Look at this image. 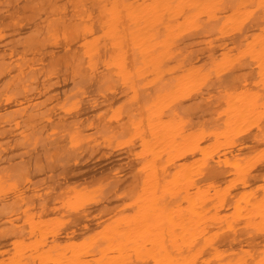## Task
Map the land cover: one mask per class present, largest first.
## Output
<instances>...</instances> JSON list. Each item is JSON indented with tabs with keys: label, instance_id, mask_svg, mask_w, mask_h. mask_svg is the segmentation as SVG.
<instances>
[{
	"label": "bare ground",
	"instance_id": "obj_1",
	"mask_svg": "<svg viewBox=\"0 0 264 264\" xmlns=\"http://www.w3.org/2000/svg\"><path fill=\"white\" fill-rule=\"evenodd\" d=\"M9 1H12V3H14V7H16L17 11H24V10L29 9L30 11H34L36 13L35 15L36 16L38 15V17L40 15H43V18H38L33 14L34 16L33 15H31V16L34 18L36 17L35 19L37 21L32 20V21L27 22L26 24L17 26V23L14 20L12 21V24H10L11 22H9V23L7 22L9 20H6L5 21L6 24H5V22H3V21L5 19H7V17L4 16L5 14H2V16L0 14V16L3 17V19L0 17L2 19V21H0V39H1V42H0V44H1L0 45V115H2L4 117V115L6 113H7L6 116L9 114L8 120L6 119V121H9L10 115L12 116V113L9 111H6V109L10 110L12 112H17V111H22V110L26 111V109L28 108L26 112L29 113L30 110H32L31 113H34V114L29 113L30 115L28 114V116H27L28 119H26V121L30 119V122H31L34 119L35 112H37V111H35V110L33 111V108H34V106L36 107L40 101H38L39 96H37V97L34 96L31 98V96H33L32 92H35V93H33L34 95H37L36 93H38V95H39L40 93L42 94L41 90H43V88H44L42 96H44L46 98L51 97V94L49 95V93H50L49 89L51 88L50 86H51L52 82H50L46 79L47 76L45 74L50 73L51 78H52L53 73H55V75H56L59 71L60 72L62 71V70H58V72H55L51 69L49 70V63H51V65H52L51 61H53V59L60 57L61 55H63L64 59H62V61H65L66 62L65 64L70 65V66L73 65L74 69L71 72V76H72V78H75V79L77 77V79H76L77 81L75 80V82H78V84H79L78 80L82 79V78L83 79L84 78L94 79L95 82L97 80L98 84L95 83L94 80H92L91 84L93 85L95 83L93 88L96 89L98 87L99 89H102V88L104 89V87H106L104 89V91H105V90H107L106 85H108V87H112L113 85L112 84L110 85L109 82L112 80H116V81H119L117 84H120V81H121L128 88L127 92H125L126 89L124 90L122 88L123 90H121L119 88L120 92L117 91V93H116V94H118V92H119V94L124 93V92L126 93V94L125 93L123 94L124 95L123 98L120 95L122 98V99H119L120 101H118V103H121L120 105L116 106L115 104L110 103L109 105H107L105 107L106 110H110L112 113H116L117 111L122 110L123 108H125V104L127 103V101L133 100V96L135 94V91L133 90V84H134L136 78H138L137 80H139L140 76L143 75L144 77L141 76L143 79L146 76H151V79H150L151 81H153L154 78H155V80H157L158 78H156V77H158V76L160 77V74L164 73L165 69H166V71L168 70L167 71V72H169L168 74H170V73L172 74L171 70L173 71V74H175L174 70L172 69V66H174V69H177L176 73L179 75V76L176 75L179 78H176L174 80L177 81L176 83L180 82V83H178L179 85L175 83V85H177L175 87L176 90L175 89L174 90L169 89L170 87H168L167 85L170 84V82H166L167 85L164 84L165 87H164V85H162L164 88L162 86H160V87H162L161 88L162 91L158 90V89H160L158 87L159 83H157L158 86L151 84L153 87L154 86L158 87L157 90H156V88H154V90H156L157 92L160 91V93L159 92L158 93L156 92L155 94L153 93V96L149 97L150 99L149 98L147 99V98H145L146 96L144 93H148V91H149L148 87H150V86L147 85L148 91L146 90V92H144L145 91L144 89H146V86L144 84L143 85L139 84L140 87L144 86V89L140 88L139 86L137 88V89H141L140 90L141 92L144 90L143 94H144V98L146 99V100L143 99V104H142V108L146 113V114H144V116H145L144 119L145 118H146V120L148 119L147 121L145 120V123L147 122L148 125L151 124L150 126H152V127H150V126H148V127L145 126V127L147 128V130H149L150 128H153L151 131L153 136L151 135V133L149 131H146L147 135L143 134L144 136H148V138L145 137V139L147 138L148 140H145V142L141 143V146L143 147L141 149L143 151L144 150L148 151V149L151 150V147H152V149H154V148L156 149L157 148V146L155 147L156 140H158L159 137L161 138L160 135H162L163 141H161V139H159L160 142L158 140L157 143L159 142L161 147L164 146V148H162L161 150L165 149L164 151L168 153V154L165 153V155L166 154L169 155L167 157H169L170 159L173 158L174 161H175V158L178 157V155H179L178 159H180V158H182V159L177 160V161H179V163H175L172 160L174 162L173 168L167 166V164H166L165 168H170L168 170L172 169L170 171V174H168L169 172L167 170H166L167 172H165V169H163L165 175L163 176V178L161 180L162 183H160V186H161L160 189H161V191L166 193L165 194L162 192L163 195L168 194V195H170V197L171 196H173V197L177 196L178 202L175 205H172L174 207L170 206L169 204H166L164 206L163 211L165 212V214L163 216L164 218L162 221V229H163V232L166 231L165 232L166 234L165 235L162 234V236L160 238V244L159 245H157L158 239L151 237L153 235L150 234L151 236L149 238L146 237L149 235V232H150V227H149L148 218H147V216L150 213L149 212L150 202L151 201L153 202V204L151 206H154V205L156 206L157 201H155V200L158 199V196L156 195L157 194L156 189L159 186V184H158L159 182L157 180H156L157 182L155 180L154 181L150 180L153 176H155L152 174V171L150 170L152 168V167L150 168V165L153 162V161L151 162L150 157L152 158V154H154L156 152L151 153V154H146L148 152L144 153L141 150L143 153L140 151L139 154L140 153L146 154V156L143 155V157L142 156L139 157L140 156L139 155L137 157L145 159L142 166L141 165L140 166L143 167L142 169L146 170V171L144 170L146 175H143L144 180H143V182H141L142 185L139 184V187L141 185V190H142L140 193H142L143 196L141 197L139 192L136 195L137 197L134 196V201L136 198V201L140 200L143 202V205H141L142 202H140V204H139V202H137L140 205V207H139V209H135V210H137V212L135 214L130 215V216L123 215V217H122L120 215V216L114 217L115 214L108 215L111 211H107V210H105V208H104V210L102 209V210L96 212L95 211L97 209L96 204H95L96 205L95 209L93 208L92 212H91V208L84 207L85 205L88 206L87 205L88 203H86L84 205H82V203H84L85 200L91 198L90 197L91 193H94L92 191L94 190V188L96 189V187L94 186V188L93 187L90 188L89 193H87L88 191L85 193L84 191L86 189L83 191L82 187H81L82 189L76 187L75 191L73 189L75 196L72 197L70 194V198H67V195H66L67 200H65V203L67 201L68 203H66V205L67 204L69 205L70 202H73L74 200H76L75 202H79L78 204L80 205V203H81L80 201L82 200V203H81L82 206L81 207L78 206L82 209V212L80 214L78 213V216L71 215L72 210L69 209L70 207L68 206L69 207L68 209L71 211H69L68 209L66 211H69V212H67L68 216L71 217V220L73 221V223L70 221V223L73 225H71V224H69V225L76 226L77 228L70 226L71 227V230H70V228L68 227L69 225L67 226V224H66V226L69 228L68 230H70V231L67 230L68 232L67 231L62 232V233H64V236L61 233L63 238L65 240H70L74 237H77V235H75V234H77L79 232H80L79 237L82 236V234L87 233V230L90 231L89 226L92 223H94L96 226L101 224L102 225L101 232L96 233V232L90 231L88 233L91 234V236H89L91 238H89V237L87 239L84 238L83 240H81L82 241L81 243H75L74 241H70L69 244L67 243V241L62 242L60 240L61 235L59 234L60 238L55 239L53 237V239L51 240V243H49V245H46L45 247L42 244H39L37 241H35L36 244H35V242L33 244L30 242L32 245V247H31L30 243L27 244L25 242V239H22V238L20 239L21 236L20 237L18 236L17 231L22 232L24 234L23 230L21 231L18 228V226H20V225H18V226L15 224L11 225V222L8 220L10 223L6 221L7 223H9L12 227L17 226L16 228H18V229H16L17 231L13 230L14 231L13 232L11 229L12 227L9 224H7V226H10V229H11V231H10L9 227L7 228L8 237H10L11 235L9 236V234H11L13 232L15 234L17 233L16 236L19 237L20 240L17 239V237H15V234H14V238H16V239H14L13 236H11L12 239H11V237H10V239L12 241L10 239L6 240V238H7V237H5V236H7L6 228L2 229V230H5L6 234L3 232L0 233L1 234L0 235L1 236L0 237V264H121V263L123 264L124 262H127V264L128 263L129 264H264V13L260 12L261 16H260V14H259V16H256L255 12H254L255 13V16H254V13H253L255 8L264 12V0H19L21 2V4L17 3V2H19L18 0H17V2H16V0H15V2H14V0H9ZM7 2H5V5H4L5 8L7 7V5H6ZM69 3H70V8L68 9L67 6H69ZM15 4H19V5L15 6ZM223 5H226V6H223ZM14 7L12 4V7L8 8V10L12 9ZM66 7L69 10V12H67ZM224 9H225V11H224ZM221 10L223 11V14L221 13L222 12ZM17 11H14L12 13H15ZM219 11H221V12H219ZM5 12H6V9H5ZM11 12H9V14ZM0 13H2V12L0 11ZM18 13L20 14L21 12H18ZM93 13L95 15H92ZM220 13H221V15H219ZM15 14H17V13H15ZM20 15H22V13ZM68 15H70V18H71V16H73L77 19H75V20H74V18H71L72 20H70L69 18L67 19L66 17ZM17 16H18V14H17ZM23 16H26V17L24 18ZM28 16L29 15H22L21 17H22V19L28 20V18H29ZM92 16H94V17H92ZM15 17L16 16H14V18ZM17 18L22 22L20 17H17ZM64 18L67 20H65ZM38 19L41 20V22L44 19V23H45L44 27L47 31V34H49L50 37L52 36L53 38L58 39L61 36L57 35V34L61 33V35H64L65 32L68 30H69V32H71V34L73 36L75 35L73 37L69 33L72 38L71 37L68 38V36L66 35L68 41H67V43L65 42V44L69 45L70 41L72 42V40H73V42L75 41L76 45L71 44L68 47H66L67 45L64 46L65 44L64 45H59V43L57 44V46L61 50H62L61 46H64V49L62 52L61 51L59 52L57 49L56 50L58 52H56L55 48H53L56 46V44L54 46V44L51 45V43H49L51 45V46L49 45L50 48L53 46L52 49H54L55 50L54 52L58 53V55L54 52H52V53L49 52L50 56L52 57V60H51V57L49 56V60L47 59L48 61L45 60L46 58H48L47 57L48 53L45 54V56L43 55L42 58L44 59V57H45L44 60H45V63L48 62L47 65L43 64L44 60L41 57L37 56V54H38L37 52L40 51L42 48H45V50H46L47 47H44V45L47 41H50L48 39L49 37L47 36L46 33H45V35L43 33L42 34L44 36H46L47 38L44 37L43 35L40 36L41 32H38L39 27L37 26V24H40V26H41V22L38 23L39 22ZM245 19H249V20H246V22H244ZM26 20H25V22H26ZM68 20H70V22L67 23ZM251 20H252V23L250 25V22H248V21H251ZM16 21H18V20L16 19ZM65 21H66V23H65ZM36 22H37V24H36ZM23 23H24V20H23ZM44 23L42 22V25ZM243 23H244V25H246V26L249 25L250 27H248L244 31H242L243 27H242V29L240 27L242 26ZM245 23H247L248 25ZM19 24H20V22H19ZM61 26H62V28H59ZM15 28H17V30ZM59 29L60 30L62 29L61 30L62 32H60ZM11 30H14L15 33L9 32ZM57 32H59V33H57ZM55 33H57L56 36H58V37H54ZM190 33H192L194 36L196 35L194 33H200V35L198 36V38H196V37L193 38ZM66 34H68V32H66ZM183 34L184 35L186 34L185 36L189 35L188 37L192 38L190 42H194V43L187 42V45L190 49L195 48L194 46L191 48L190 45L196 44L195 41H198L197 43L201 42L204 44L205 47L203 45H202L203 47L202 46L201 47L205 48L206 52L203 54V52H198V50L197 51L194 50L193 53L198 52V54L196 55V58L192 57L195 60H192L188 55L185 56L186 52L183 53V51L189 52V50H187L188 47H186L187 46L186 41H188V40H186V41H184L185 44H184V42L182 44H184L183 46H185V48H187V49H185L183 47V50H181L180 48H182V47L178 46V48L180 47L179 49L182 52V54L175 56L176 54L179 53V50L176 52V49H175L176 54L175 55L172 54L173 51L171 52V48L175 47L174 46L175 40L177 41L179 39L178 37H180ZM227 37H229V41H227L225 39ZM70 38L72 40H69ZM176 38H178V39H176ZM181 38H182V40L179 39V41H183V39H186L183 37H181ZM44 39L47 41L45 42ZM54 40L57 42L58 41L62 42V40H56V39H54ZM55 41H52V42L54 43ZM63 41H64V39H63ZM41 44L43 45V47ZM176 44H178V43L176 42ZM38 45H40V46H38ZM39 47H41V48H39ZM38 48H39V50H38ZM196 49H198V48L196 47ZM47 50L43 53H46ZM192 50H190V52H189L190 54H191ZM42 51H44V50L42 49L40 52H42ZM38 55H40V54H38ZM173 55H174V58H173ZM36 56L39 57V60L42 59V63L40 61V63H41L40 65L38 64L39 60H37L38 58ZM192 56H195V54ZM188 59L189 60L191 59L192 61L190 60L191 62H186V60H188ZM57 60H59V58ZM172 60L174 63L176 62L177 65L176 64L175 65L179 66L180 69L175 68L176 66L173 63H171V64L169 63ZM243 60H247V61L253 63L252 66H248V67L245 66V67H247L246 69L249 68V70H247V71L244 68V66H242L241 68H238V66L240 65V63ZM53 62H55V61H53ZM42 64L45 66H43ZM166 64H170V65L173 64L170 67V71L168 69L170 65H166ZM254 65H256V67ZM44 67H45L44 72H46V73H43V71H42L44 69ZM164 67H165V69H164ZM250 67L251 68L255 67V68L251 69ZM40 68H42L41 69L42 73L40 72ZM243 68L245 69V72L241 73L240 71L244 70ZM178 71L180 72V74ZM62 72H64V71H62ZM62 72H61V74H62ZM255 73L256 74L258 73L261 78L258 79V81L256 83L251 85L248 82H249V80H251V78H252L251 76H254L253 74H255ZM225 74H228L227 78L224 81H221L223 79L222 78L223 75H225ZM180 75H181V78H180ZM39 76H42L43 78L46 77V78H45V80L42 78L43 81L42 80L40 81L41 78L39 79L38 78ZM51 78H49V80ZM211 78L216 81L215 82L216 84L213 83L214 81ZM220 78H222V79H220ZM254 78H255V76H254ZM65 79H67V78H65ZM133 79H135V80H133ZM161 79H163V78H160V80ZM178 79H180V80L178 81ZM64 80L61 79L60 83L62 81L65 82ZM98 80L100 82H98ZM150 80L148 81L149 84L151 83ZM168 80H169V78H168ZM38 81H40L41 83H43L45 81L46 83L45 82L44 83L46 85L43 83L42 85H44V86H42L41 83ZM47 81L50 83H48ZM68 81L70 82V80H68ZM157 81H159V80H157ZM161 81H163V80H161ZM165 81H166V79H165ZM165 81H164V83H165ZM208 81H210V83L212 82L211 86L207 84L209 86V88L213 87V89H215L217 92V94H214L212 92L213 97L209 93H206L204 91V88H203L204 92L201 91V85L208 83ZM66 82H67V80H66ZM73 82H74V80L72 81V83ZM72 83L70 85L68 84L70 87L64 83L66 90L68 89L70 91L69 88L73 87ZM84 83H86V82L83 81V84ZM173 83L171 84V86H174ZM49 84H50V86H49ZM75 84L77 85V83H75ZM197 84H199L198 87H197ZM62 85H63V83L61 84V86ZM79 85H77V86L79 87ZM95 85H98V86L95 87ZM192 85H194V86L196 85L195 88L197 87L196 89L198 91L200 90L201 94L206 93L208 95H206L205 99H204V97L202 95H199L200 94L199 92H198L199 94L196 92L195 95L200 96L198 98L199 100L197 98H196L197 100L196 99L193 100V98H191V100L188 101L190 98L188 99V97H187L186 99L188 102L186 103L184 101L185 102L184 103L182 101V103L184 105L186 104L185 107H187L188 105L190 107L192 104L193 108L199 109V108H204V107L207 108V107H209V105H211L210 103L212 101L211 102H205L206 99L208 101L216 100L215 102L213 101L214 104L211 105L212 107L209 109V110H211L209 112V114L207 113V111H208V109H207V111H206V113L208 114L207 118L204 116L205 115V113H203L204 111L202 110L203 112L200 113L201 110H199V113H200L199 116L203 115V114L204 115L200 116L201 117V119H200V117L198 116V113H197L195 118L196 117H199V118H196V121L192 122L191 118H189L190 117V115L188 114L189 112H186V110L188 111V110H192V109H190V108L184 109V105H183V107H182V105L180 106L181 102L179 101L180 103L178 102V104H179L178 107H180V109L182 107V109L185 111V113H182V112H184L182 109H181L182 110L181 114H179V112H176V111L172 112V109H171V110H169L170 111L169 113H173V114L172 115L170 114L171 116L166 117L167 120L164 121L165 123L163 122V124H162L160 119H159L160 117L158 118V116L161 115L160 114L161 112L159 113V115L157 114L158 111H161V110H157V108H159L161 105L163 106V104H164V106L168 105V100L170 99V95L172 92L174 94L176 93L177 90L181 91V92H186V90H187L189 92V90H190L189 88ZM253 85H254V87L252 88ZM64 86H62L63 88H61V89H63V92L61 91L62 93L58 92L57 90L56 91L60 94H63L61 96L65 97ZM77 86H75V89H78ZM86 86H87V83H86L85 87ZM45 87H47V88H45ZM85 87L81 88L83 90V94L85 93V91H84ZM119 87H121V86H119ZM153 87H152V89H153ZM178 87L181 89H179ZM89 88H90V86H89ZM113 88H115V86ZM68 90L66 92H68ZM82 90H80L79 93H82L81 92ZM114 90H118V89L115 88ZM206 90H207V88H206ZM59 91H60V89H59ZM107 91H109V89ZM194 91H196V90L194 89ZM76 92H78V91L76 90ZM92 92H94V91H92ZM96 92H97V89H96L94 94H96ZM112 92L113 91H110L111 94H112ZM114 92H116V91H114ZM114 92H113V94L115 95ZM141 92H140V94L142 96L143 94ZM153 92H155V91H153ZM188 92L186 93V95L187 94L190 95V94L194 93L193 91L191 93H188ZM58 93H56V95ZM108 94H109V92H108ZM137 94L139 95V93H137ZM73 95H75V94H73ZM77 95L79 96V94H77ZM97 95H99L101 97L102 92H101V94H98V92H97ZM214 95H215V97H214ZM1 96H3L2 98H5V99L1 100L2 99ZM47 96H49V97H47ZM99 96H97L98 98L96 97L97 98L96 101H98L100 99ZM111 96H113V95H111ZM115 96H117V95H115ZM115 96H114V99H115ZM197 96H194V97H197ZM210 96L212 98H210ZM217 96L220 98H217ZM172 97L173 96L171 95V98ZM181 97H186V96H181ZM69 98H72V97L70 96ZM73 98H75V96H73ZM81 98L82 97L80 96L79 99H81ZM10 99H13V100H11L12 101L11 103L5 102V100H10ZM59 99H61V100H59L61 102L62 99H64V98L60 97ZM45 100L43 102H45ZM1 101H4V102H1ZM59 101H56V102H58V104H59ZM66 101H67V99L65 98V100L62 102L61 106L59 108L57 107L58 110H55V111H57L58 114L62 113V112H60L61 108H62V111L66 108V105L68 104V103L66 104ZM89 101H90V98H88V102ZM172 101H175V100H172ZM86 102H87V98H86L85 103ZM92 102L93 101H91V103ZM99 102H97L98 104L97 103H95V104L99 105ZM169 102L171 103V104L169 103V106H170L169 108H171L172 103H174V102H171L170 100H169ZM189 102H191V104H188ZM51 103L52 102H50L48 104L50 105ZM176 103H177V101H176ZM207 103H209V105ZM55 104H56V106H58L57 103H55ZM55 104L53 105V107L55 106ZM88 104H90V103H88ZM201 104L203 105V107H201L202 106ZM70 105L68 104V106H70ZM206 105H208V106H206ZM47 106L48 105H44V107L42 106L41 110L39 109L38 113H36V115L39 114V111H44V110L46 111L45 108L49 109ZM71 106H73V104ZM85 106H87V109H88V105H85ZM100 106L102 107V105H100ZM38 107L39 106H37L36 108H38ZM82 107L84 108V106H82ZM101 107H99V108H101ZM103 107H104V104H103ZM126 107H127V105H126ZM43 108H44V110H42ZM67 108H69V107H67ZM172 108H174V107H172ZM55 109H56V107H55ZM175 109H178V108H175ZM50 110L53 112V110L51 108L49 110H47L46 111L47 117L49 116L48 112H50ZM68 110L70 111V108ZM83 110H80V112L81 113L86 112V110H84V111ZM95 110H96V108H95ZM45 111L43 112V114H41V112H40L42 117H44L46 115ZM72 111L70 114L74 115V113H77L74 111H73L74 113H72ZM65 112L66 111H64V113ZM151 112H155V113L157 112L155 114L154 118H156V115H157L156 120L160 121V123L158 121L159 124L157 123L158 127H156L157 126L156 122L153 121V119H154L153 116L151 117ZM66 113L69 114V112H66ZM86 113H84V114H86ZM94 113H93L94 114L93 117L95 118L96 112H94ZM103 113H105V112H103ZM103 113H102V116H103ZM40 114H39V116H40ZM58 114H56L57 116L53 114V117L51 116L52 114H50V116L52 118H54L53 119L54 123H50V121L46 120L47 118L41 119L38 116L40 121L46 120L47 122H49V125L51 124V127L53 124L57 125V123H60L62 126L57 125V127H59V129H60V127H63L65 130L67 127H69V129L68 128L67 129L71 130L69 133L67 130H66L67 131L66 132L63 130V128H61L65 132V134H64L63 131L60 129V131H62V133L65 135V138H63L64 135L60 131H59V134L62 135V138H63V140L65 139V142L63 140L60 141L62 139L60 137H59L60 139H57L58 141L55 142L56 140H52V139L56 136L55 133H57L59 129L56 128L57 130H54L55 133L51 132L52 133L51 134L49 132L51 127L49 128V131L47 133L50 134L49 136L52 138L49 137L50 141L49 140H47V141L49 144L52 145V147L50 146V149H48V150L46 149V150H42V151L40 150L39 151V152H42V156L44 155V159L49 158L48 155L51 154V151H52V155L54 156L55 152H57L58 150H59V152H57V154H56L57 156L60 157L62 154L61 150L62 151L65 150V151H63V153L64 152L65 153L62 155L63 158H65V157L67 158V156L71 157L70 155L72 152L70 150L73 149V148L71 149V147H73L74 144L73 145H70V144H72V143L79 144L81 148L82 147L84 148L85 146L89 145V143H88L89 141L91 142V140H94V139L87 137L88 135L90 137L89 133H92L91 131L88 132L89 131L88 130L86 132L88 134L87 135L85 133V131L82 130L83 127L85 128L87 126H83V124H82L81 131H84V132L80 131L81 133H79L78 127L80 125L78 124V122H77L78 125L73 126V124H72V122L74 124H76L74 122V120H75L74 118H73V120H72V118H69L71 120V124H69L70 122H66V121H70V120H68L67 118H66V120H64L65 118L64 119L62 118V115H65V114H61V116ZM165 114H167V113L165 112ZM182 114H184V116L186 118H189V120L192 123H194V125H192L191 127L189 126L188 127L189 129L181 132L180 135L178 134L179 136H177V137H179V138L176 139L177 137L173 133L175 128H177L179 126L178 127L179 130H181V128H183L184 126L189 125V124L185 125V123L188 122L189 120L185 121V123L183 122L184 116ZM24 115L26 116L27 114H24ZM73 115H71V116L67 115V116L72 117ZM80 115H82V116H80ZM124 115H126V113ZM130 115H126L129 117H126V116L125 117L123 116V117L127 118V120H125V122H126L125 124L128 125V127L130 126L132 128L131 133L136 134V133L143 132V130H141L142 128H140L143 125V123H140L142 120L141 119L137 120L138 114H136V118L134 117L135 119H133V116H130ZM13 116H14V114H13ZM29 116L31 118H29ZM55 116H56V118L58 116H60V117H58L59 119L61 118L60 121L55 119ZM19 117L18 118L20 120L21 119L25 120V118H27V117L24 118L21 116H19ZM74 117H76V120L80 122V120L77 118L83 117V114L77 113V115L75 114ZM85 117H84V119L90 118L88 115L86 118ZM104 117L105 116H103V118ZM149 117H150V119H149ZM191 117H192V115H191ZM204 117L206 119H204ZM11 118L15 119L14 117H11ZM166 118H164V119H166ZM0 119H2V117ZM90 119L92 120L93 123H95V119H93L92 116ZM106 119H107V117H105V120ZM164 119H162V121ZM24 120L22 122H24ZM50 120H51V118H50ZM61 120H63V121H61ZM101 120H103V119H101ZM6 121H5V123H10V122H6ZM56 121H57V123H55ZM121 121H123V118ZM190 121H189V123H190ZM42 122H44V121H42ZM64 122L68 123L69 125L65 124ZM87 122H88L87 124H89V121H87ZM107 122H109V121L107 120ZM136 122L137 123L139 122L140 125L137 124ZM148 122H150V123H148ZM182 122H183V124H181V125H183V127L180 126V123H182ZM12 123H14V122H12ZM16 123H17V120H16ZM27 123H26V125H27ZM33 123L35 124L34 121H33ZM63 123L65 124V126L67 125V127H65L63 125ZM101 123L102 122L100 121V124ZM29 124L27 125L28 129L34 126L36 128V130L34 131V134L37 135V133L39 132L38 129L40 128V126H37V125L32 126V124H31V126H29ZM97 124H99V121ZM97 124H96V126H97ZM160 124H161V127H163V128L160 127ZM3 125H4V121H3L2 125L0 124V137H3L4 131L8 130V129H6L7 126L2 128ZM18 125H21V124L19 123ZM22 125L25 126V122ZM40 125H41V123H40ZM43 125L45 126L44 123H43ZM70 125L73 128H70ZM101 125H103V124H101ZM137 125H139L140 127L138 126L139 128H137ZM14 126L11 127L12 128L11 133L14 129ZM27 126H25L24 129H27ZM46 126H47V123H46ZM94 126H95V124H94ZM94 126L92 128H94ZM53 127H55V126H53ZM123 127L120 126V129L123 130L124 129ZM130 127H129V129H130ZM142 127L144 128V126H142ZM155 127H156V129L158 128L157 130H160V132L162 129V133H160V135H157V134H159V133H157V130L153 131ZM35 128H33V129H35ZM92 128L90 127L89 129L91 130ZM101 128H103V127H101ZM86 129H88V127L85 128V130ZM95 129H96V127H95ZM133 129L136 131V133H135V131H133ZM137 129H139L141 132L139 130L137 131ZM42 130H43V128H42ZM98 130L100 131V135L98 133ZM98 130H95V131H97L96 133H98V135L101 136V134H103L104 130L103 129H98ZM101 130L103 131L102 133H101ZM105 130H107V128ZM144 130H145V128H144ZM27 131L28 132L30 131V132L28 133ZM27 131L22 130L18 136H14L13 142L15 140L17 142L18 139L20 138L21 140H19V142H17V143H22V145H23L24 141H25V143H26V141H28V144L31 143L33 141V135L34 134H32L31 142L29 140V136H31L30 133H32L33 130H27ZM36 131H37V133H36ZM113 131H115V130H113ZM119 132H120V130H119ZM6 133H5V135H6ZM15 133L17 134L18 132H15ZM82 133H84V134H82ZM115 133H117V132L115 131ZM39 134H41V133H39ZM66 134L69 136V138L66 137L67 136ZM106 134L107 135H105V136L103 135V137L101 136L103 138V140H106V141L110 140L111 141V140L115 139L114 138L115 136H113L112 134L111 135L108 133H106ZM148 134L151 136H149ZM244 134L245 135L248 134V135L243 136ZM61 135H59V136H61ZM93 135L95 136V134H93ZM136 136H138V135L136 134ZM37 137L35 136V139ZM119 137H120V135H119ZM141 137H143V136H141ZM96 138H97V135H96ZM10 139H12V138H10ZM54 139H56V138H54ZM66 139H67V141H66ZM1 140L2 139H0V141ZM4 141L5 140L1 141L4 143L3 144L4 146L3 145L2 146L4 148L5 147L7 148L8 144ZM110 141H107V142H110ZM143 141H144V138H143ZM152 141L155 142V145L151 144ZM13 142H11V144ZM62 142H64L63 143L64 145L66 144V142H69L68 145H70L71 147L68 146L65 148V146H67V145H65L61 149L60 145L63 146V144H61ZM113 142H114V140H113ZM5 143L7 144L6 146H5ZM56 143H58L60 145H58V144L56 145ZM98 143H100V142L98 141ZM116 143H118V141H116ZM90 144H92V143H90ZM94 144L95 143H93V145ZM96 144H97V142H96ZM96 144L94 146H96ZM19 146H20V144H19ZM57 146H58V149H57ZM47 147H48V145H47ZM76 147L79 148L78 146H76ZM76 147H75V149H76ZM99 147H97L95 149V151H97ZM52 148H55V149H52ZM87 148H88V146L85 147V149H83V151H81V152L82 153L86 152L88 154L87 151H90L89 149L91 148V146H89L88 150H87ZM102 148H104V146ZM7 150L9 151V149H6V150L4 149V151H7ZM11 150H13V149H11ZM35 150H33V151H35ZM54 150H55V152H54ZM76 150H75L74 155L80 156L81 155L80 151H77V152H79V154H76L77 153ZM79 150H81V149H79ZM129 150H130V148H129ZM1 151L3 152V149H1V147H0V153H2ZM102 152H106V150L105 151L102 150ZM160 152H159V154H160ZM43 153H45V154H43ZM59 153H60V155H59ZM90 153L91 152H89V154ZM4 154H8V153H5V152L2 153L3 158L6 156ZM26 154H29V153H26ZM91 154H93V153H91ZM134 154H136V152H134ZM186 154L188 156L190 154V156L188 157ZM14 155L15 154L12 153L11 157L10 156L8 157L9 160H11L10 158H13ZM39 155H41V154L39 153ZM155 155L156 154H154V156ZM160 155H158V156H160ZM185 155L187 157H185ZM15 156H14V158H15ZM29 156H30V154H29ZM57 156H54L55 159H53V157H52L51 161H53V162H54V160L56 161V159L58 158ZM171 156H172V158H171ZM174 156H176V157H174ZM183 156H184V158H183ZM33 157H34V155H33ZM84 157H85V155H84ZM86 157H87V155H86ZM88 157H90V156H88ZM105 157L108 159L107 156H105ZM3 158L1 159L2 161L0 160V174H3V177H4V175L6 177L8 176V173H6L7 171L5 172L6 168L7 169L10 168V173L14 172V174L13 175L9 174V175L14 176L16 174L15 173L16 170H17V175H20V171H22L20 169H23L22 172H24V175H25L26 174L25 169L28 166H30L29 165L30 163L28 164V162H27V165L25 164L27 167L24 166L23 160L20 159V160H22V162H20V160H19L20 163L18 162V164L23 163V168L21 167L22 164H21V166H19V165L16 166L15 165L16 163L14 164V162H13V164H12V162L8 163L7 164L8 166L6 165V167H5L3 165H5V161H7V160L6 159L4 160ZM26 158H30V157H26ZM61 158L62 157H60L59 159H61ZM66 158H65V161L67 160ZM73 158H74L73 160L75 162H73V161L71 162V159L69 158L70 163L66 162L67 165L65 164L66 167H64V168L66 169L68 167V169H66V170L69 173V169L71 166V167H73V168H71L73 170V172L78 170L77 174L80 173V176H82V177L83 176L84 177L85 176L86 177H88V176L93 177V175L95 173H97V171L101 172V169L103 170V168L107 166L108 162H110L109 160H105V161H107V163L105 161H103V163L104 162L105 163L104 164L101 163L99 165L98 161H94L92 159L93 160V162H92V160L89 158L90 159L89 161L86 160V161H88V163L86 161H84V163H86V164H84V163H82V159L80 161V160H78V157H77L76 160L79 163V165H78V163H76L75 157H73ZM35 159L36 160H34V161H37V159H38L37 162H39V160L41 158H36V156H35ZM84 159H86V158H84ZM116 159H118V158L116 157ZM170 159H169V161H170ZM49 160H50V158H49ZM30 161H32L31 158H30ZM58 161H60V160H58ZM24 162H26V161H24ZM159 162H161V160ZM49 163L50 162H48V168L50 169L52 167H50L51 163L50 164ZM113 163H114V161H113ZM119 163H120V161H119ZM125 163H123V164H125ZM168 163H170V162H168ZM1 164H2V166H1ZM73 164H76L77 166L74 165L75 166L74 167ZM11 166H13V168ZM33 166L35 167L36 165H31L30 170L33 169L34 172H32V171L29 172L28 173L29 175L27 174L28 177L31 176L30 175L31 173H32V175H33V173L35 175L36 168L34 169ZM41 166H43V164ZM109 166L111 168L112 164ZM206 166H207V168H206ZM16 167H20V168H16ZM31 167H32V169H31ZM64 168H63V170H64ZM74 168H77V169L74 170ZM82 168H84L85 170ZM126 168H128V167L126 166ZM126 168H125V170H126ZM11 169H13V171ZM28 169L29 168H27L26 172L28 171ZM54 169H52V170H54ZM81 169L84 171H81ZM116 169H118V168H116ZM18 170H19V173H18ZM40 170L43 171L45 169L39 168L38 170H36L37 176L40 174V172H42ZM105 171H106V173L102 172V175L98 176V177L101 178L102 176H104V174L108 175L107 170H105ZM100 172H99V174H100ZM109 172H111V171H109ZM49 173H51V172H49ZM68 173H66V175ZM41 174H42L41 176H44L43 175L44 173H41ZM115 174H116V171H115ZM72 175L74 176L75 174H72ZM151 175H153V176L151 177ZM47 176H48V174H47ZM51 176H49V178L47 177L48 180H50ZM114 176L116 178V175H113V177ZM156 176H158V175H156ZM167 176H168V178H166ZM6 177L4 179L1 176L4 183L3 182L0 183L1 184L0 187L2 185L4 187V184H6L5 181L8 180V178L6 179ZM84 177H83V179H84ZM92 177H91V180H92ZM93 178L95 179L96 176H94ZM118 178H119L118 183H120L121 182L120 181L121 176H118ZM118 178H116V181ZM131 178H132L133 182L135 180L134 177H130V179H129L130 183L132 182ZM197 178H198V181H196ZM13 179H15V178H13ZM13 179H11V180H13ZM38 179H40V178H38ZM94 179H93V181H95L97 179L96 182H94V184L98 183L96 185L99 186V184L102 182L101 179H99L100 183L98 181V178H96L95 180ZM110 179L108 178V180H110ZM25 180L26 179H24L23 182H25ZM28 180H29V178H28ZM41 180L42 179H40V181ZM139 180H141V178H139ZM35 181H37V180H35ZM116 181H115V183H116ZM0 182H1V180H0ZM111 182L113 183V181H111ZM133 182H132V185L135 184L134 187L138 186L137 185L138 183L136 184L135 182L134 183ZM43 183H45V182H43ZM109 183L110 182H107V184H109ZM118 183H116V185ZM20 184L22 185V183H20ZM53 184H54V182H53ZM102 184H103L102 186L104 187V182ZM107 184H105V186ZM33 185L35 186V184H33ZM50 185H51V183H50ZM124 185H126V184H124ZM54 186H53V188H54ZM57 186H58V184H57ZM127 186H128V184H127ZM41 187H43V186H41ZM44 188L46 189V185ZM53 188H51V190ZM61 188L58 187V189H61ZM84 188H85V186H84ZM78 189H79V192H78ZM97 189H101V188L98 187ZM127 189H129V187ZM127 189H124V190H126L129 193L131 188L129 190H127ZM122 190H121V192H122ZM17 191H19V190H17ZM41 191H42V189H41ZM116 191H120V190L115 189V193H117ZM136 191H137L136 188H134V189L132 188L131 193L133 192L135 194ZM57 192H60V190H58ZM57 192H56V195H57ZM159 192H160V190H159ZM170 192H172V193H170ZM47 193H48V191H47ZM131 193H130V195H131ZM22 194H24V193H22ZM33 194H34V192H33ZM94 194H92V195H94ZM127 194H125V195H127ZM15 195H14V197H15ZM51 195H53V193H51ZM41 196H45V194H43ZM50 196H46V198H48ZM10 197H8V198H10ZM25 198H27V197L25 196ZM165 198H166V196H165ZM93 199H94V196H93ZM15 200H16V198H15ZM25 200L27 201V199H25ZM45 200L47 203V199H45ZM175 200H176V198H175ZM1 201H2V199H1ZM3 201H4V203H3ZM3 201H2V203L0 202L1 203L0 206L3 207L5 210L0 207V209H1L0 213L2 211L3 212L6 211L4 213L2 212L3 217H5L4 214L6 215V213H8V210H10V208L7 209L6 207H11L10 205L13 203H11L12 201L11 202L9 201L11 204L10 205L7 204L6 200H4V198H3ZM42 201H43V199H42ZM93 202L95 203L96 201L93 200L91 203H93ZM19 203H22V202H19ZM29 203H31V202H28V204ZM6 204L9 206H7ZM54 204H55V202H54ZM78 204L76 203V205H78ZM4 205H5V207H4ZM51 205H53V204H51ZM18 207H20V206H18ZM42 207H44V206H42ZM21 208H23V207H21ZM11 209L13 211L14 208H11ZM26 209H28V208H26ZM75 209H77V208H75ZM99 209H101V207H99ZM15 210H17V209H15ZM93 210L97 214L94 213ZM73 211L74 212L72 214H76V211L75 210H73ZM79 211H81V210H79ZM93 213L95 215H93ZM173 213H174V215H172ZM10 214H11V212H10ZM91 214L93 216H91ZM107 215H108V217L105 218V216H107ZM63 216H65V215H63ZM62 218L64 219V217H61V220H62ZM1 219H3V218H0V223L2 224ZM54 219H49L48 221H46V220L45 221H39L40 225L37 226L36 228H38L39 231H37V233L41 237L44 234V232L42 230V225L46 224V222L47 223L50 222L51 224H54L53 227H57V225H55V224H58V222H56V221H59V218H58V220L55 219L56 221ZM67 219L70 220V218H67ZM69 220H66V221H69ZM51 221H53V222H51ZM54 221H55V223H54ZM80 221H82V222H80ZM3 222H5V220ZM12 224H13V222H12ZM59 225H60V223H59ZM1 226L6 227L4 223ZM28 227H30V225H28ZM67 227H65V229H67ZM74 228L78 231V232L76 231L77 233L75 232ZM20 229H22V228H20ZM32 229L34 231V228H32ZM32 229H30V230H32ZM65 229H64V231H65ZM153 230H155V229H153ZM153 230H152V232H153ZM13 233H12V235H13ZM22 233H20V235H22ZM35 233H36V231H35ZM35 233H34V235L38 236V234H35ZM26 235L28 236V234H25V236ZM164 236L165 237L167 236V237L163 239L162 237H164ZM2 238L6 241H2L3 240ZM146 238H148V242L149 241L151 242V243L149 242V244H151V245L148 244V246H146L147 245V239ZM57 239H59L61 241V243L57 242ZM78 240H79V238H78ZM164 240H166V241H164ZM8 242H11L12 245H10L11 243H8ZM25 243L27 244V246L31 247L35 251H32V249L29 248L32 251V252H30L27 249L28 247H26ZM145 243H146V245H145ZM8 245H10L12 247L10 248V246H8ZM33 245H36V246L33 247ZM37 245H40V246H38L40 249L39 248L36 249Z\"/></svg>",
	"mask_w": 264,
	"mask_h": 264
},
{
	"label": "rangeland",
	"instance_id": "obj_2",
	"mask_svg": "<svg viewBox=\"0 0 264 264\" xmlns=\"http://www.w3.org/2000/svg\"><path fill=\"white\" fill-rule=\"evenodd\" d=\"M8 1V2H7ZM19 1V0H18ZM5 2H7L6 3V5H7V7L5 8ZM14 2H15V0H14ZM16 2H17V0H16ZM17 3H19V4H21V2L19 1V2H17ZM12 4H13V7H14V3H12V1H9V0H0V11L2 12V13H0L1 14V16H2V14H5L4 16L5 17H7V19H5L3 22H5L6 20H9V21H7L8 23L9 22H11L10 24H12V21L14 20L16 23H17V26L18 25H23V24H26L27 22H29V21H32V20H35V21H37L35 18L36 17H38V15L36 16L35 14V12L34 11H30L29 9L28 10H24V11H17L16 10V7H14V8H12V9H9L8 10V8H11L12 7ZM19 4H15V6H17V5H19ZM223 6H226V5H223ZM68 7V9L70 8V3H69V6H67ZM67 7H66V10H67V12H69V10L67 9ZM5 9H6V12H5ZM14 9V10H13ZM8 10V11H7ZM12 12H14V11H17V12H15V13H17L18 14V16H17V14H15V13H12ZM222 11V10H221ZM221 11H219V12H221ZM224 11H225V9H224ZM8 12V13H7ZM9 12H11L10 14H9ZM18 12H21L22 13V15H29L28 17V20H26V19H22V15H20ZM256 13V16H259V14H260V16H261V13H264L263 11H261V10H259V9H256L255 8V10L253 11V13ZM261 12V13H260ZM222 14H223V11L221 12ZM221 13L219 14V15H221ZM255 13H254V16H255ZM15 14V15H14ZM35 15L36 17L34 18V17H32L31 15ZM258 14V15H257ZM33 15V16H34ZM92 15H95L94 13L92 14ZM0 16V17H1ZM14 16H16L15 18H14ZM69 16V17H68ZM66 18L68 19H70V20H72L71 18H74V20L75 19H77V18H75V17H73V16H71V18H70V15H68ZM4 17V18H5ZM17 17H20L21 18V20H22V22L17 18ZM24 18L26 17V16H23ZM92 17H94V16H92ZM2 19H3V17H1ZM0 18V19H1ZM32 18V19H31ZM34 18V19H33ZM38 18H43V15H40ZM45 18V17H44ZM252 18V17H251ZM255 18V17H254ZM2 19L0 20V21H2ZM16 19L20 22V24H19V22L18 21H16ZM31 19V20H30ZM65 19V18H64ZM63 19V20H64ZM67 19H65V20H67ZM23 20H24V23H23ZM25 20H26V22H25ZM39 20V19H38ZM70 20H68L67 21V23L68 22H70ZM246 20H249V19H245V21L244 22H246ZM41 22V20H39V22L38 23H40ZM43 23H44V19H43V21H42ZM42 22H41V26H40V24H37V22H36V24H37V26L39 27L38 28V32H41V34H40V36H42L43 34L45 35V33L47 34V31H46V29H45V23L42 25ZM248 22H250V25H251V23H252V20L251 21H248ZM247 22V23H248ZM65 23H66V21H65ZM247 23H245V24H247ZM5 24H6V22H5ZM64 24V23H63ZM249 24V23H248ZM247 24V25H248ZM8 25V24H7ZM244 23L242 24V26L240 27L241 29H242V27H243V30L242 31H244L246 28H248V27H250L249 25L248 26H246V25H244ZM253 25V24H252ZM59 28H62V26L61 27H59ZM16 30H17V28H15ZM62 30V29H61ZM60 29H59V31L60 32H62ZM9 32H13V33H15V31L14 30H11V31H9ZM17 32V31H16ZM66 32H68V34L70 33L71 34V32H69V30L68 31H66ZM66 32H65V34L64 35H61V33L60 34H57V33H59V32H57V33H55V36L54 37H58V36H56V34L57 35H60L61 37H59L58 39L57 38H53L52 36V38L49 36V34H47V36L49 37L48 39L50 40V41H47V40H45V45H44V47H47L46 48V50H47V52L46 53H43V52H45L46 50H45V48H42L44 51H42V52H40V51H38L37 53L38 54H40V55H38L37 54V56H39V57H41L42 58V56L44 55L45 56V54H47L46 56L48 57V58H46L45 59V57H44V59L46 60V61H48L49 60V56H50V54H49V52L50 53H52V52H54L56 49L60 52H62L63 51V49H64V46H66V47H68L69 45H73V44H75V41L73 42V40L71 39L72 37L71 36H73L72 34H71V36H70V34L68 35V34H66ZM43 33V34H42ZM189 34V33H188ZM191 35H192V37L193 38H198V36L200 35V33H194V34H196L195 36L192 34V33H190ZM198 34V35H197ZM6 35V34H5ZM43 35V36H44ZM68 36V38L69 37H71L69 40H72V42L70 41V44L68 45V44H65V42L67 43V41H68V39H67V36ZM186 35V34H185ZM184 34L183 35H181L180 37H178L179 39H181L182 40V38L181 37H183V38H186V39H183V41H179V39L178 38H176V39H178L177 41L175 40V43H174V46L175 47H172L171 48V52L173 51V53L172 54H176V52L179 50V53L181 52L180 51V49L181 50H183V47L185 48V46H183L184 44H185V42L184 41H186V40H188V41H186V45H187V42H189V43H194V42H190L191 41V39L192 38H190V37H188V36H185ZM75 36V35H74ZM73 36V37H74ZM185 36V37H184ZM44 37H46V36H44ZM77 37V36H76ZM75 37V38H76ZM188 37V38H187ZM47 38V37H46ZM66 38V39H65ZM42 39V38H41ZM54 39H56V40H62V42H57V41H55ZM63 39H64V41H63ZM227 41H229V37H227V38H225ZM39 40V39H38ZM43 40V39H42ZM55 41L54 43L52 42V41ZM66 40V41H65ZM75 40V39H74ZM77 40V39H76ZM195 40V39H194ZM0 42H1V39H0ZM40 42V41H39ZM44 42V41H43ZM176 42L178 43V44H176ZM184 42V44H182ZM198 41H195V43L196 44H191L190 46H191V48L194 46L195 48H192V49H190L189 47H188V45L186 46V47H188V49L187 48H185V49H187V50H189V52H190V50H192V52H191V54L192 55H194L195 54V56H192L189 52H187V51H183V53H185V56L186 55H188L192 60H195V59H193L192 57H194V58H196V55L198 54V52H203V54L206 52V50H205V48H202L203 46H204V44L203 43H201V42H199V43H197ZM49 43H51V45L52 44H54V46H55V44H56V46L55 47H53V48H55V50L54 49H52V47L50 48V44ZM59 43V45H64V46H61L62 47V50L57 46V44ZM181 43V44H180ZM188 43V44H189ZM40 44V43H39ZM48 44V45H47ZM1 45V44H0ZM42 45V44H41ZM50 45V46H49ZM76 45V44H75ZM177 45V46H176ZM203 45V46H202ZM38 46H40V45H38ZM178 46H180V47H182V48H178ZM202 46V47H201ZM42 47H43V45H42ZM57 47V48H56ZM65 47V48H66ZM178 49H177V48ZM196 47L198 48V49H196ZM205 47V46H204ZM39 48H41V47H39ZM39 48H38V50H39ZM59 48V49H58ZM207 48V47H206ZM175 49H176V52H175ZM184 49V50H185ZM208 49V48H207ZM53 50V51H52ZM56 50V52H58ZM197 51L198 50V52H194L193 53V51ZM56 52H54V53H56ZM42 53V54H41ZM176 54L175 56H178V55H181L182 54V52L180 53V54ZM188 53V54H187ZM57 55H58V53H56ZM55 54V55H56ZM60 54V53H59ZM174 55H173V58H174ZM36 56V57H37ZM184 56V57H185ZM39 57H37L36 59L37 60H39ZM51 57V56H50ZM59 58V60H57ZM58 58H56V59H53V61H55V62H53V61H51L52 62V65H51V63H49V70L51 69V70H53V71H55V72H58V70H62V71H64V72H62V74H61V72L59 73H57L56 75H55V73H53L52 74V78H51V75H50V73H47V74H45L46 76H47V80L48 81H50V82H52L51 83V86H50V84H49V86L51 87H49L50 89H49V91H50V93H49V95L51 94V97L50 98H46V97H44V96H42L43 95V90H44V88H43V90H41L42 91V94L40 93L39 95H38V93H36L37 95H34L33 93H35V92H32V95L33 96H31V98L32 97H37V96H39V100L38 101H40L39 102V104H37V106H39L38 108H36L35 106H34V108H33V111L35 110V111H37V112H35V117H34V119L30 122V119L29 120H27L26 121V119H28V114L29 113H31L32 112V110H30V112L29 113H27L26 111H27V109H26V111L25 110H22V111H17V112H12V111H10V110H7L6 109V111H9V112H11L12 113V116L10 115V119H9V121H6V119L8 120V115L6 116V114L4 115V117L2 116V115H0L1 117H2V119H0V124L2 125L3 124V121H4V125L2 126V128H4V127H6V129H8V130H5L4 131V135H3V137H0V139H2L1 141H3V140H5L4 142H6L5 143V146L7 145V148L5 147H3L4 145V143L3 142H1L0 141V147H1V149H3V152L2 153H8V154H4V155H8L7 157L5 156L4 158L2 157V153H0L1 155H0V160L3 158L4 160L6 159L7 161H5V165H3V166H5L6 167V165L8 164V163H11L12 162V164H13V162H14V164L16 165V166H21V164H22V168H23V163H24V166H26L27 165V162H28V164L31 166V165H36L35 167H34V169L36 168V170H38L39 168L40 169H45V170H40V171H42V172H40V174L37 176V174H36V170H35V175H34V173H33V175H32V173L30 174L31 176L30 177H28V173L29 172H34L33 171V169H32V167H31V169L32 170H30V166H26L27 168H29L28 169V171L26 172V170H27V168L25 169V175H24V172H22L23 171V169H20V170H22V171H20V175H17V170L15 171V175L14 176H11V175H9V174H14V172L12 173H10V168L9 169H5V172L6 173H8V176L6 177L5 175H4V177H3V174H0V180H1V182L0 183H2L3 182V179L2 178H4L5 179V177H6V179L8 178V180L7 181H5L6 182V184H4V187H3V185L0 187V191L2 192H0V202L2 203V201H3V198H4V200H6V202H7V204H11V203H13V204H11L10 206L11 207H6L7 209L8 208H10V210H8V213H6V215L4 214V216L5 217H3V213L4 212H6V211H2L0 214V218H3V219H1L2 221V224L4 223L5 224V226L6 227H3V226H1L2 224L0 223V233L1 232H3V233H5L6 234V232H7V236H5V237H7L6 238V240L8 239H10V237L11 236H13V238H14V234L15 233H13L14 231H17L16 229H18L19 228V230H23V232H24V234L22 233V232H19V231H17V233H18V236L20 237V239L22 238V239H25V242L27 243V244H29L30 242L33 244L35 241H37L39 244H42L44 247L46 246V245H49V243H51V240L53 239V237L56 239V238H60L61 237V241L63 242V241H67V243L69 244L70 243V241H74L75 243H81L82 241L81 240H83L84 238L85 239H87L89 236H91V234L90 233H88V232H90V231H93V232H96V233H98V232H101V229H102V225L101 224H99V225H95L94 223H92L90 226H89V229H90V231H88L87 230V233H84V234H82V236H80L79 237V235H80V232L79 233H77L78 231L75 229V232L77 233V234H75V235H77V237H74V238H72V239H70V240H65L64 238H63V236H64V233H62V232H66L69 228H70V230H71V227H76V226H71V225H73V224H71L70 223V221L73 223V221L71 220V217H69L68 216V213L67 212H69V211H71V215H76V216H78V213L80 214L81 212H82V209L80 208L82 205H84V204H86V203H88L87 205L88 206H84V207H87V208H91V212H92V209L94 208L95 209V206L97 205V209L95 210L96 212L97 211H100V210H104V208H105V210H107V211H111L108 215H113V214H115V216L114 217H116V216H122L123 217V215H127V216H130V215H133V214H135L136 212H137V210H135V209H139V207H140V202H142V201H140V200H137L136 201V198H135V201H134V196H136L137 195V193L139 192H141L142 190H141V185H142V183L141 182H143V180H144V178H143V175H146V173H145V169H142L143 167H141L142 166V164L144 163V160L145 159H143V158H139V157H143V155H145L146 156V154H151V153H154V152H156V153H154V154H156L155 156H154V154H152V158L150 157V159H151V162L153 163H151V165H150V170L152 171V174L153 175H155V176H153V175H151V177L153 178H151L150 180H152V181H158L159 183V186L157 187V189H156V192H157V196H158V199L157 200H155V201H157V205L155 206H151L152 204H153V202L151 201L150 202V208H149V215L147 216V218H148V224H149V227H150V232H149V235L148 236H146V237H150L151 235H153V236H151V237H153V238H156V239H158V243H157V245H159L160 244V238H161V236H162V234H166L165 232L166 231H164L163 232V229H162V221H163V216H164V214H165V212L163 211L164 210V206L166 205V204H169L170 206H172V205H175L177 202H178V197L177 196H171L170 197V195H163V193H165V192H163V191H161V189H160V183H162L161 182V180H162V178H163V176L165 175V173H164V170L163 169H165V172H169L168 174H170V171L172 170H168V169H170V168H165L166 167V164H167V166H169V167H171V168H173L174 167V162L175 163H179V161H177V160H180V159H182V158H180V159H178V157H179V155H178V157L177 158H175V161H174V159L172 158V156H171V158L172 159H170L169 157H167V156H169V155H167L168 153L167 152H165L164 150H161L162 148H164V146H160V144H159V142H160V140L159 139H161V141H163L162 140V135H160V133H162V129H161V132H160V130H157L156 129V127H158V124L160 123V121H161V123L163 124V122L164 121H166L167 120V118L166 117H168V116H171L173 113H169L170 111L169 110H171L172 109V112H179V114H181V112H182V107H183V103H182V101L184 102H188V101H190L191 100V98H193V100H195L196 98L198 99L200 96H197V95H195V93L197 92H201V91H203V88H204V91L206 92V93H209L210 95H212L213 93L214 94H217V92H216V90L215 89H213V87L212 88H209V86L208 85H210L211 86V83H210V81H208V83H206V84H204V85H201V91L199 90H197L196 88L198 87V85L199 84H197V87L195 88V86L194 85H192V86H190V90H189V92L186 90V92H181V91H176V93L174 94L173 92L171 93V95L173 96L172 98H171V95H170V101L171 102H174V103H172V106H171V108H169L170 106H169V100H168V105H166V106H164V104H163V106L161 105L159 108H157V110H161V111H158V115H159V113L161 114V115H159L158 116V118L160 119V121L159 120H156V118H157V115H156V118H154V116H155V112H151V117L153 116V118L155 119H153V121H155L156 122V127L154 128V130L153 131H155V130H157V133H159V134H157V135H160L161 136V138L159 137V142L157 143V141L158 140H156V145H155V142H153L152 141V145H155V147L157 146V148L154 150V149H152V147H151V150H149L148 149V151H146V150H142L141 148H143L142 146H141V143L142 142H145V140H148L147 138H148V136H144L143 134H145V135H147V133H146V131H149L150 133H151V131H152V129L153 128H148L149 130H147V128L146 127H148V126H150V125H148L147 124V122L145 123V120H146V118L144 119V114H146L145 113V111L143 110V108H142V104H143V99L144 100H146L145 98H149V97H151V96H153V93L155 94L157 91V89H158V87L160 88V89H158V90H160V91H162L161 90V88L163 87L162 85H164V84H166L167 85V83L166 82H170V84H168L167 86L168 87H170L169 89H172V90H174L175 89V87L177 86V85H175V83L177 82L176 80H174V79H176V78H179V77H177V76H179L177 73H176V71H177V69H174V66H172L173 64L175 65L176 64V62L174 63L173 62V60L172 61H170L169 63L171 64V63H173L172 65H170V64H166V65H170L169 66V71H170V67L172 66V69L174 70V73L175 74H173V71L171 70V72H172V74L170 75V74H168L169 72H167L166 71V69H165V67H164V69H165V71H164V73H162V74H160V77L158 76V77H156V78H158L157 80H159V81H157V80H155V78H154V82L153 81H151L150 79H151V76H146L144 79L141 77V76H143V75H141L140 76V78H139V80H137L138 78H136V80L135 79H133V80H135V82H134V84H133V90L135 91V94H134V96H133V100L132 101H127V103L125 104V108H123L122 110H120V111H117L116 113H112L110 110H106L105 109V107L107 106V105H109L110 103H112V104H115L116 106H118V105H120L121 103H118V101H120L119 99H122L123 97H124V93L125 92H127V90H128V88L120 81V84H117L119 81H116V80H112V81H110L109 82V84L111 85H113L112 87H108V85H106L107 86V90L109 89V91H107V90H105L104 91V89L106 88V87H104V89L102 90V89H99L98 87L96 88L97 89V92H98V94H101V92H102V96L100 97L99 95H97V92H96V94H94L95 93V91H96V89L95 88H93L94 87V84L95 83H97V80H96V82H95V80L94 79H87V78H82V79H79L78 81H79V84H78V82H75V80L77 79V77H76V79L75 78H72V76H71V72L73 71V65H67V64H65L66 62L65 61H62V59H64L63 58V55H61L60 57H58ZM186 58V57H185ZM188 58V57H187ZM43 59V58H42ZM42 59L41 60H39L38 61V64L40 65L41 63H42ZM43 59V60H44ZM48 59V60H47ZM190 59V60H191ZM45 60H44V62H43V64H45V65H47L48 64V62H46L45 63ZM51 60H52V57H51ZM58 62H57V61ZM189 60V59H188ZM188 60H186V62H191L190 60L188 61ZM40 61H41V63H40ZM60 63V64H59ZM42 64V65H43ZM45 65H43V66H45ZM177 65V64H176ZM175 65V66H176ZM239 65V64H238ZM237 65V66H238ZM253 65V63H251V62H249V61H247V60H243L241 63H240V65L238 66V68H241L242 66H244V68L246 69L248 66H252ZM98 66V65H97ZM245 66H247V67H245ZM255 67H256V65H254ZM41 67V66H40ZM75 67V66H74ZM168 67V66H167ZM255 67H253V68H251V69H254ZM43 68V67H42ZM42 68H40V72H41V69ZM175 68H179L180 69V67L179 66H176ZM243 68V69H244ZM47 69V68H46ZM245 69L244 70H241L240 72L241 73H243V72H245ZM70 70V71H69ZM247 70H249V68L248 69H246V71ZM43 71V73H46V72H44L45 71V67H44V69L42 70ZM47 71V70H46ZM52 71V72H53ZM98 71V70H97ZM51 72V73H52ZM162 72V71H161ZM179 72V71H178ZM42 73V72H41ZM240 73V74H241ZM49 74V75H48ZM179 74H180V72H179ZM256 74V73H255ZM255 74H253L254 76H255V78H254V76H251L252 78H251V80H249V84H254V83H256L257 81H258V79H260L261 77L259 76V74L257 73L256 75ZM42 75V74H41ZM177 75V76H176ZM227 75L228 74H225V75H223V79L222 78H220V79H222L221 81H224L226 78H227ZM258 75V76H257ZM43 76V75H42ZM42 76H39L38 78L40 79V81L42 80L43 81V79L45 80V78H43ZM50 76V77H49ZM62 76V77H61ZM65 78H67V79H65ZM225 76V77H224ZM51 78L50 80H49V78ZM144 77V76H143ZM43 78V79H42ZM62 80H64L65 82H61L60 83V80L61 79ZM64 78V79H63ZM160 78H163V79H161V80H163V81H161L160 80ZM166 79V81H165V79ZM168 78H169V80H168ZM180 78H181V75H180ZM213 78V77H212ZM211 78V79H212ZM60 79V80H59ZM87 79V80H86ZM97 79V78H96ZM151 81V83L149 84V80ZM215 79V78H214ZM66 80H67V82H66ZM68 80H70V82L72 83V81L74 80V82L72 83L73 85V87H71V88H69L70 89V91L68 90V92H66L67 90H66V87L64 86V83L66 84V85H68L70 82L68 81ZM81 80V81H80ZM85 81L86 83H87V86L85 87V85H86V83H84L83 84V81ZM92 80H94V84L92 85L91 83H92ZM180 79H178V81H179ZM213 80V79H212ZM40 81H38V82H40ZM47 81V82H48ZM77 81V80H76ZM164 81H165V83H164ZM174 83H173V82ZM214 82V84H216L215 82V80H213ZM252 83H251V82ZM37 82V83H38ZM45 82V81H44ZM43 82V83H44ZM50 82H48V83H50ZM98 82H100L99 80H98ZM41 83V82H40ZM43 83H41V85L43 84ZM46 83V82H45ZM44 83V84H45ZM63 83V85L62 86H64V88H65V90H64V95H65V97L64 96H61V95H63V94H60V93H62L63 92V89H61V88H63L62 86H61V84ZM70 83V84H71ZM75 83H77V85H79V87L75 84ZM122 83V84H121ZM157 83H159V86L157 85ZM174 84V86H171V84ZM178 83H180V82H178ZM178 83H176V84H178ZM210 83V84H209ZM69 84V85H70ZM75 84V85H74ZM90 84V85H89ZM98 84V83H97ZM145 85L146 86V89H144V86H141L140 87V85ZM157 85L158 87H156V86H152V85ZM203 84V83H202ZM208 84V85H207ZM39 85V84H38ZM46 85V84H45ZM68 85V86H69ZM82 85V86H81ZM84 85V86H83ZM92 85V86H91ZM109 85V86H110ZM123 85V86H122ZM147 85H149L150 87H148ZM179 85V84H178ZM42 86H44V85H42ZM75 86H77L78 87V89H75ZM89 86H90V88H89ZM96 86H98V85H95V87ZM115 86V88H117L118 90H114L115 88H113ZM118 86V87H117ZM119 86H121V87H119ZM138 86L140 87V88H143L144 90V92H146V90L148 91V88H149V91H148V93H144L143 91L141 92L140 90L141 89H137L138 88ZM153 87V89H152V87ZM160 86H162V87H160ZM70 87V86H69ZM85 87V89H84V91H85V93L83 94V90L81 89V88H84ZM88 87V88H87ZM94 89H92V88ZM148 87V88H147ZM164 87H165V85H164ZM163 87V88H164ZM174 87V88H173ZM194 87V88H193ZM254 87V85L252 86V88ZM41 88V87H40ZM45 88H47V87H45ZM73 88V89H72ZM80 88V89H79ZM111 88V89H110ZM121 90H125L126 89V91L124 92V93H120L119 94V92H120V89ZM123 88V89H122ZM154 88H156V90H154ZM179 88V87H178ZM206 88H207V90H206ZM42 89V88H41ZM59 89H60V91H59ZM87 89V90H86ZM137 89V90H136ZM179 89H181V88H179ZM194 89L196 90V91H194ZM58 92H60V93H58ZM76 90L78 91V92H76ZM80 90H82L81 92L82 93H79L80 92ZM130 90V89H129ZM176 90V89H175ZM62 91V92H61ZM92 91H94V92H92ZM101 91V92H100ZM110 91H116V92H114L115 93V95H117V96H115L114 94H113V92H112V94L110 93ZM117 91H119L118 92V94H116L117 93ZM153 91H155V92H153ZM160 91H158L159 93H160ZM194 92L193 94H187L186 95V93L188 92V93H191V92ZM203 91V92H204ZM73 92V93H72ZM93 94H92V93ZM100 92V93H99ZM104 92V93H103ZM106 92V93H105ZM108 92H109V94H108ZM123 92V91H122ZM140 92L143 94H145V98H144V94L141 96V94H140ZM150 92V93H149ZM157 92V93H158ZM213 92V93H212ZM56 93H58L57 95H56ZM68 93V94H67ZM130 93V92H129ZM137 93H139V95L137 94ZM198 93V94H199ZM199 94V95H202L203 97H204V99H205V96L206 95H208V94ZM73 94H75V95H73V96H75V98H73V96L72 95ZM77 94H79V96L77 95ZM126 94V93H125ZM59 95V96H58ZM68 97H67V96ZM111 95H113V96H111ZM122 96V98H121V96ZM136 95V96H135ZM149 95V96H148ZM41 96V97H40ZM72 97V98H69V97ZM77 96V97H76ZM80 96L82 97L81 99H79L80 98ZM97 96H99V100L98 101H96V99L98 98ZM105 96V97H104ZM114 96H115V99H114ZM139 96V97H138ZM175 96V97H174ZM181 96H186V97H181ZM193 96V97H192ZM194 96H197V97H194ZM3 96H1V98H2ZM47 97H49V96H47ZM57 97V98H56ZM61 97H63L64 99H62V101L60 102L59 100H61V99H59V98ZM97 97V98H96ZM120 97V98H119ZM142 97V98H141ZM188 97V101H187V98ZM212 97H213V95H212ZM211 96H210V98H212ZM214 97H215V95H214ZM65 98L67 99V101H66V104L68 103L69 105L71 104H73V106H68V104L66 105V108L62 111V108H61V110H60V112H62L61 114H65V115H62V118L64 119V120H66V118L68 119V120H70L69 118H72V120H73V118L75 119L74 120V122L76 123V124H74L73 122H72V124H73V126H75V125H80L79 127H78V129H79V133H81V132H84L85 131V133L88 131V132H92V133H89L90 134V137H89V135L87 136L88 138H91V139H94V140H91V142L89 141L88 143H89V145H87L88 146V148H89V146H91V148L89 149L90 151H87L88 152V154L86 153V152H81V151H83V149H85V147H87V146H85L83 149L80 147V145L79 144H75V143H72V144H70V145H73V147H71L70 145H68L69 144V142H66V144L65 145H67V146H65L63 143L65 142V139L63 140V138H65V132L64 131H68L69 133H70V131L71 130H68L69 129V127H67V125H69V124H71V120L70 121H66V122H70L69 124L68 123H66V122H64L65 124H67L66 126H65V124L63 123V125L65 126V127H67L65 130H64V128L63 127H60V129L61 128H63V133H62V131H60V129H59V127H57V125L58 126H60L61 124L60 123H57V121L55 122V123H57V125L56 124H53L52 125V127L53 126H55V127H51V124L49 125V122H47L46 120H48V121H50V123H54L53 122V119L54 118H52L53 117V114L54 115H56V114H58L57 113V111H55V110H58V108L61 106V104H62V102L65 100ZM77 98V99H76ZM86 98H87V104L85 103V101H86ZM88 98H90V101L88 102ZM103 100H102V99ZM141 98V99H140ZM181 98V99H180ZM209 98V99H210ZM217 98H220V97H218L217 96ZM5 98H2L1 100H4ZM46 99V100H45ZM52 99V100H51ZM57 99V100H56ZM118 99V100H117ZM150 99V98H149ZM183 99V100H182ZM196 99V100H197ZM214 99V98H213ZM11 100H13V99H10V100H5V102H12ZM45 100V102H43ZM50 100V101H49ZM70 100V101H69ZM83 100V101H82ZM101 100V101H100ZM135 100V101H134ZM141 100V101H140ZM172 100H175V101H172ZM199 100V99H198ZM207 100V99H206ZM205 100V102H211L210 104L212 105V104H214V102L216 101V100H210V101H206ZM54 101V102H53ZM56 101H59V104H58V102H56ZM91 101H93L92 103L94 104H92L91 103ZM100 101V102H99ZM176 101H177V103H176ZM182 103H180V102ZM214 101V102H213ZM1 102H4V101H1ZM50 102H52L50 105L48 104V103H50ZM84 102V103H83ZM97 102H99V105H96L95 103H97ZM178 102L180 103V106L182 105V107H181V109H180V107H178L179 106V104H178ZM184 102V103H185ZM55 103H57V105L58 106H56V104ZM88 103H90V104H88ZM101 103V104H100ZM132 103V104H131ZM55 104V106L53 107V105ZM98 104V103H97ZM103 104H104V107H103ZM139 104V105H138ZM167 104V103H166ZM171 104V103H170ZM176 104V105H175ZM188 104H191V102H189ZM187 104V105H188ZM208 105H209V103H207ZM44 105H48L47 107L50 109H52L53 110V112L50 110V112H48V115L50 116V114H52L50 117L48 116L47 117V110H49V109H47V108H45L46 109V111L44 110V108L42 109V110H44L45 111V116L44 117H42V115L41 114H43V112L44 111H39V114H40V112H41V114H40V116H39V114L38 115H36V113H38V110L40 109L41 110V107L43 106L44 107ZM80 105V106H79ZM85 105H88V109H87V106H85ZM98 107H96V106ZM100 105H102V107L100 106ZM114 105V106H115ZM126 105H127V107H126ZM130 107H129V106ZM186 105V104H185ZM185 105H184V109H186V108H190V109H192V110H186V112H189L188 114L190 115V117L189 118H191V120H192V122H195L196 121V118H199L200 116H203V115H200L199 116V114L200 113H202L203 111V113H205V117L207 118V116H208V114H209V112L211 111V110H209L212 106L211 105H209V107H207V108H199V109H196V108H193L192 107V104H191V106L189 107V105L187 106V107H185ZM202 105V104H201ZM208 105H206V106H208ZM82 106H84V108L82 107ZM90 106V107H89ZM95 106V107H94ZM176 106V107H175ZM55 107H56V109H55ZM58 107V108H57ZM67 107H69L70 108V111L68 110L69 108H67ZM94 107V108H93ZM99 107H101V108H99ZM163 107V108H162ZM166 107V108H165ZM172 107H174V108H172ZM201 107H203V105L201 106ZM54 108V109H53ZM72 108V109H71ZM79 108V109H78ZM95 108H96V110H95ZM175 108H178V109H175ZM9 109V108H8ZM32 109V108H31ZM37 109V110H36ZM86 110V112H84V113H86L90 118H91V116H92V118L93 119H95V123H93L92 122V120L90 119V118H86L87 117V115L86 114H84V113H81L80 112V110ZM90 109V110H89ZM101 111H100V110ZM125 109V110H124ZM175 109V110H174ZM180 109V110H179ZM207 109H208V111H207ZM74 112H77L78 114L80 113V114H83V117H81V118H77V119H79L80 120V122L79 121H77L76 120V117H74L75 116V114L77 115V113H74ZM83 110V111H84ZM106 110V111H105ZM118 110V109H117ZM165 110V111H164ZM199 110H201L200 111V113H199ZM203 110V111H202ZM64 111H66V112H69V114L68 113H64ZM71 111H72V113H74V115L73 114H70L71 113ZM82 111V112H83ZM98 111V112H97ZM164 111V112H163ZM184 111V110H183ZM206 111H207V113H206ZM8 112V113H9ZM21 112V113H20ZM59 112V111H58ZM59 112V113H60ZM94 112H96V117L94 118L93 116H94ZM103 112H105V113H103ZM107 112V113H106ZM111 112V113H110ZM165 112L167 113V114H165ZM10 113V114H11ZM17 113V114H16ZM19 113V114H18ZM50 113V114H49ZM56 113V114H55ZM94 113V114H93ZM102 113H103V116H105V117H107V119L105 120V117L103 118V116H102ZM126 113V115H130V116H133V119H135L136 118V114H138L137 115V120L138 119H141L142 121L140 122V123H143V125L142 126H144V128H145V130H144V128L141 126H139L140 125V123L138 122H136L137 124H139V125H137V128H142L141 130H143V132H141L139 129H137V131L139 130L141 133H136V131L133 129V131H135V133L138 135V136H136V134H132L131 133V130H132V128L130 127V129H129V127H128V125H126L125 123V120H127V118H124L126 115H124ZM130 113V114H129ZM182 113H185V111L184 112H182ZM195 113V114H194ZM197 113H198V116L199 117H196L195 118V116L197 115ZM13 114H14V116H13ZM16 114V115H15ZM24 114H27L26 116L23 115ZM31 114H34V113H31ZM61 114H58V115H60L61 116ZM69 115V116H71V115H73L72 117H68L67 115ZM105 114V115H104ZM114 114V115H113ZM164 114V115H163ZM171 114V115H170ZM30 115V114H29ZM141 115V116H140ZM183 116H184V114H182ZM187 115V114H186ZM191 115H192V117H191ZM19 116H21V117H27V118H25V120H24V122H25V126H27L29 123V126H31V124L33 123V121L35 122V124L33 123L32 124V126L33 125H37V126H40V128L42 127L43 128V130H42V128L40 129H38L39 130V132L37 133V131H36V133H37V135L36 134H34V131L36 130V128L33 126V127H31V128H29L28 129V126H27V129H24L25 128V126L24 125H22V124H24V122H22L23 120L21 119H19L20 117ZM33 116V115H32ZM38 116H39V118H41V119H46V120H41L40 121V119L38 118ZM57 116V115H56ZM56 116H55V119H57V120H59L60 121V119L58 118V117H60V116H58L57 118H56ZM64 116V117H63ZM80 116H82V115H80ZM86 116V117H85ZM124 116V117H123ZM181 116V115H180ZM188 116V115H187ZM0 117V118H1ZM11 117H14L15 119H13V118H11ZM19 117V118H18ZM84 117L86 118V119H84ZM99 117V118H98ZM101 117V118H100ZM115 117V118H114ZM126 117H129V116H126ZM135 117V118H134ZM147 117V116H146ZM204 117V119H206ZM18 118V119H17ZM29 118H31L30 116H29ZM33 118V117H32ZM50 118H51V120H50ZM122 118H123V121H121L122 120ZM148 118V117H147ZM164 119V118H166V119H164L163 121H162V119ZM171 118V117H170ZM175 118V117H174ZM173 118V119H174ZM189 118H186L185 116H184V120H183V122L185 123V121H187V120H189ZM13 119V120H12ZM90 119V120H89ZM101 119H103V120H101ZM149 119H150V117H149ZM176 119V118H175ZM194 119V120H193ZM200 119H201V117H200ZM16 120H17V123L19 122L21 125H18L17 123H16ZM107 120L109 121V122H107ZM148 120V119H147ZM146 120V121H147ZM198 120V119H197ZM5 121L6 122H10V123H5ZM22 123H21V122ZM29 121V122H28ZM42 121H44V122H42ZM55 121V120H54ZM61 121H63V120H61ZM82 121V122H81ZM87 121H89V124H87L88 122ZM91 121V122H90ZM98 121H99V124H97L98 123ZM100 121L102 122L101 124H103V125H101L100 124ZM134 121V120H133ZM136 121V120H135ZM158 121H159V123H158ZM190 121V120H189ZM189 121L188 122H186L185 123V125L186 124H189L188 126H184L183 127V125H181V124H183V122L182 123H180V126H182L183 128H181V130H179V126L177 127V128H175V130L173 131V133L176 135V137L177 136H179L180 134H181V132H183V131H186V130H188L189 128V126L191 127L192 125H194V123H192L191 121H190V123H189ZM12 122H14V123H12ZM28 122V123H27ZM47 123V126H46V123ZM77 122H78V124H77ZM26 123H27V125H26ZM40 123H41V125H40ZM43 123L45 124V126L43 125ZM62 123V122H61ZM135 123V122H134ZM133 123V124H134ZM148 123H150V122H148ZM158 123V124H157ZM165 123V122H164ZM13 124V125H12ZM18 126H17V125ZM82 124H83V126H87L88 127V129H86L85 130V128H87V127H83V129H82ZM94 124H95V126H94ZM96 124H97V126H96ZM147 124V125H146ZM15 125V126H14ZM136 125V124H135ZM14 126V129H13V131H12V133H11V130H12V128L11 127H13ZM17 126V127H16ZM21 126V127H20ZM62 126V125H61ZM94 126V128H92ZM120 126L121 127H123L124 129L123 130H121L120 129ZM139 126V127H138ZM146 126V127H145ZM16 127V128H15ZM45 127V128H44ZM48 127V128H47ZM51 127V128H50ZM92 128L91 130L89 129V128ZM95 127H96V129H95ZM101 127H103V128H101ZM128 127V128H127ZM136 127V126H135ZM150 127H152V126H150ZM160 127H161V124H160ZM187 127V128H186ZM11 128V129H10ZM20 128V129H19ZM33 128H35V129H33ZM49 128H50V131H49ZM59 129L58 130V132L57 133H55L54 132V130H57V129ZM70 128H73L71 125H70ZM107 128V130H105ZM134 128V127H133ZM161 128H163V127H161ZM254 128V127H253ZM47 129V130H46ZM81 129L82 130H84V131H81ZM98 129H103L104 130V132L101 130V133L103 132V134H101V136L103 137V135L105 136V135H107L106 133H108V134H112L113 136H115L114 138L115 139H113L114 140V142H113V140H107V141H110V142H107L106 140H103V138L101 137V136H99L100 135V131L98 130ZM136 129V128H135ZM3 130V129H2ZM19 130V131H18ZM22 130H33V132L32 133H30V135L31 136H29V140H30V142H31V140H32V134H34L33 135V141L31 142V143H29L28 144V141H26V143H25V141L23 142V145H22V143H17V142H19V140H21L20 138L18 139V141L16 142V140L13 142V137L14 136H18L20 133H21V131ZM95 130H98V133H99V135H98V133H96L97 131H95ZM113 130H115L117 133H115V131H113ZM119 130H120V132H119ZM45 131V132H44ZM54 132L55 133V135L57 136H55L54 134V138H56V139H52V140H56L55 142H57L58 140L57 139H60V138H62V135L61 134H59V131L64 135V137L60 140V141H64V142H62L61 144H63V146L62 145H60V144H58V143H56V145L58 144V145H60V147H61V149L65 146V148L66 147H71V149L72 150H70L72 153H71V157H68L67 156V160L65 161V158H63V154L65 153H63V151H65V150H61V152H62V154H61V156L60 157H62L61 159H59L60 157L59 156H57L56 154H57V152H59V150L57 151V152H55V150H54V152H55V154H54V156H57L58 158L56 159V161L54 160V162L53 161H51L52 160V157H53V159H55V157L52 155V151H51V154L50 155H48L49 156V158H50V160H49V158L47 159L46 157V159H44V155L42 156V152H39L40 150L42 151V150H48V149H50V146L52 147V145L51 144H49L48 143V141L47 140H49L50 141V138H52V137H50L49 135L50 134H48L47 132ZM66 131V132H67ZM81 131V132H80ZM108 131V132H107ZM145 131V132H144ZM8 134H7V133ZM15 132H18L17 134L15 133ZM28 132V131H27ZM30 132V131H29ZM28 132V133H29ZM114 132V133H113ZM5 133H6V135H5ZM10 133V134H9ZM39 133H41V134H39ZM45 133V134H44ZM47 133V134H46ZM120 133V134H119ZM123 133V134H122ZM149 133V134H150ZM156 133V132H155ZM43 134V135H42ZM52 134V133H51ZM68 134V133H67ZM66 134V135H67ZM82 134H84V133H82ZM85 134V135H86ZM93 134H95V136L93 135ZM148 134V135H149ZM179 134V135H178ZM10 135V136H9ZM59 135H61V136H59ZM96 135H97V138H96ZM119 135H120V137H119ZM151 135H152V133H151ZM151 135H149V136H151ZM246 135H248V134H246ZM245 134L243 135V136H246ZM35 136L37 137L36 139H35ZM99 136V137H98ZM141 136H143V137H141ZM153 136V135H152ZM242 136V137H243ZM20 137V136H19ZM50 137V138H49ZM60 137V138H59ZM67 138H69V136L67 135L66 136ZM95 137V138H94ZM123 137V138H122ZM142 139H141V138ZM145 137H147L146 139H145ZM9 138V139H8ZM10 138H12V139H10ZM31 138V139H30ZM119 138V139H118ZM140 138V139H139ZM143 138H144V141H143ZM150 138V137H149ZM152 138V137H151ZM157 138V137H156ZM179 137H177L176 139H178ZM97 139V140H96ZM127 139V140H126ZM139 139V140H138ZM8 140V141H7ZM36 141V142H35ZM66 141H67V139H66ZM98 141L101 143H98ZM116 141H118V143H116ZM11 142H13L12 144H11ZM96 142H97V144H96ZM137 142V143H136ZM149 142V141H148ZM18 145H17V144ZM25 143V144H24ZM52 143V142H51ZM90 143H92V144H90ZM93 143H95L96 144V146L97 147H99L98 148V150L97 151H95V149L97 148L96 146H94L93 145ZM114 143V144H113ZM128 143V144H127ZM19 144H20V146H19ZM110 144V145H109ZM148 144V143H147ZM3 145V146H2ZM23 147H22V146ZM47 145H48V147H47ZM54 145V144H53ZM18 146V147H17ZM76 146H78L79 148H77ZM104 146V148H102ZM116 146V147H115ZM9 147V148H8ZM11 147V148H10ZM39 147V148H38ZM45 147V148H44ZM47 147V148H46ZM59 147V148H60ZM75 147H76V149H75ZM96 147V148H95ZM148 147V146H147ZM30 148V149H29ZM34 148V149H33ZM41 148V149H40ZM88 148H87V150H88ZM101 148V149H100ZM112 148V149H111ZM129 148H130V150H129ZM4 149L6 150V149H9V151L11 150V149H13V150H11L10 152L7 150V151H4ZM37 151H36V150ZM39 149V150H38ZM52 149H55V148H52ZM57 149H58V146H57ZM56 149V150H57ZM79 149H81V150H79ZM158 149V150H157ZM32 150V151H31ZM33 150H35V151H33ZM75 150H76V152L77 151H80V153H81V155L84 157V155H85V157L84 158H86V159H84L81 155V157L79 156V155H74V153H75ZM102 150L103 151H105L106 150V152H102ZM145 153V152H148V153H146V154H142L143 152ZM142 152V153H140L139 154V152ZM161 151V152H160ZM163 151V152H162ZM31 152V153H30ZM47 152V151H46ZM89 152H91V153H93V154H89ZM134 152H136V154H134ZM159 152H160V154H159ZM12 153L13 154H15L14 156H15V158H14V156H13V158H10L11 160H9V156L11 157V155H12ZM26 153H29L30 154V156H29V154H26ZM39 153L41 154V155H39ZM165 153H167L166 155H165ZM26 154V155H25ZM43 154H45V153H43ZM48 154V153H47ZM76 154H79V152H77ZM134 154V155H133ZM142 154V155H141ZM160 155V156H158V155ZM177 154V153H176ZM191 154V153H190ZM190 154H189V156H190ZM33 155H34V157H33ZM38 155V156H37ZM52 155V156H51ZM59 155H60V153H59ZM67 155V154H66ZM65 155V156H66ZM86 155H87V157H86ZM113 155V156H112ZM140 155V156H139ZM187 155V154H186ZM185 155V157H187ZM24 158H23V157ZM32 156V157H31ZM35 156H36V158H41L40 160H39V162H37L38 161V159H37V161H34V160H36L35 159ZM46 156V155H45ZM88 156H90V157H88ZM105 156H107L108 157V159L105 157ZM137 156H139V157H137ZM149 156V155H148ZM147 156V157H148ZM151 156V155H150ZM154 156V157H153ZM177 156V155H176ZM176 156H174V157H176ZM181 156V155H180ZM188 156V157H189ZM26 157H30L31 158V160L34 162H32V161H30V158H26ZM73 157H75V160L77 159V157H78V160H80L81 161V159H82V163H84V161H86V160H94V161H98L99 162V165L101 164V163H103V161H105V160H109L110 162H108V164H107V166L106 167H104L103 168V170L101 169V172L100 171H97V173H95L94 175H93V177L94 176H96V178H98V181H99V179H101V183H100V181H99V186H97L96 184H98V183H96V184H94V182H96V180L92 177V176H88V177H84V179H83V177L82 176H80V173H78L77 174V172H78V170H76V171H74L73 172V170L71 169V168H73V167H71L70 166V169H69V173H68V171L66 170V169H68V167L65 169L64 167H66L65 166V164L67 165V163H70V159H71V162L73 161V162H75L73 159ZM115 159H114V158ZM116 157L118 158V159H116ZM146 157V158H147ZM182 157V156H181ZM70 158V159H69ZM90 158V159H89ZM110 158V159H109ZM129 158V159H128ZM139 158V159H138ZM145 158V157H144ZM183 158H184V156H183ZM17 159V160H16ZM20 159H22L23 160V163H21V164H18V162H19V160ZM27 159V160H26ZM84 159V160H83ZM169 159H170V161H169ZM3 160V161H4ZM15 160V161H14ZM22 160H20V162H22ZM29 160V161H28ZM49 160V161H48ZM58 160H60V161H58ZM93 160H92V162H93ZM143 160V161H142ZM161 160V162H159ZM163 160V161H162ZM174 162H173V161ZM2 161V160H1ZM10 161V162H9ZM17 161V162H16ZM24 161H26V162H24ZM88 161H86L87 163H88ZM113 161H114V163H113ZM119 161H120V163H119ZM177 161V162H176ZM19 162V163H20ZM36 162V163H35ZM41 162V163H40ZM48 162H50L49 164H50V167H52V168H48ZM53 162V163H52ZM62 162V163H61ZM67 162V163H66ZM91 162V161H90ZM89 162V163H90ZM106 163H107V161H105ZM104 162V163H105ZM126 162V163H125ZM168 162H170V163H168ZM173 162V163H172ZM4 163V162H3ZM2 163V164H3ZM76 163H78V161L76 160ZM103 163V164H104ZM123 163H125V164H123ZM2 164H1V166H2ZM26 164V165H25ZM38 164V165H37ZM43 164V166H41ZM84 164H86V163H84ZM112 164V166H111V168H110V166L109 165H111ZM120 164V165H119ZM128 164V165H127ZM77 166L76 164H73V166ZM78 165H79V163H78ZM90 165V164H89ZM98 165V166H99ZM141 165V166H140ZM8 166V165H7ZM74 166V167H75ZM91 166V165H90ZM126 166L128 167V168H126ZM130 166V167H129ZM12 168H13V166H11ZM140 167V168H139ZM4 168V167H3ZM16 168H20V167H16ZM55 168V169H54ZM63 168H64V170H63ZM116 168H118V169H116ZM125 168H126V170H125ZM130 168V169H129ZM134 170H133V169ZM206 168H207V166H206ZM52 169H54V170H52ZM75 169H77V168H74V170ZM82 169H84V168H82ZM81 169V171H84V170H82ZM110 169V170H109ZM12 171H13V169H11ZM56 170V171H55ZM63 170V171H62ZM105 170H107V174L108 175H105L104 174V176H102L101 178H99L98 176H101L102 175V172H104V173H106V171ZM128 170V171H127ZM133 170V171H132ZM145 170V171H144ZM156 172H155V171ZM167 170V171H166ZM45 171V172H44ZM109 171H111V172H109ZM115 171H116V174H115ZM132 171V172H131ZM139 171V172H138ZM159 171V172H158ZM49 172H51V173H49ZM57 172V173H56ZM68 173L67 175H66V173ZM99 172H100V174H99ZM18 173H19V170H18ZM41 173H44L43 175L44 176H41L42 174ZM63 173V174H62ZM83 173V172H82ZM112 173V174H111ZM140 173V174H139ZM28 174V175H27ZM47 174H48V176H47ZM58 174V175H57ZM72 174H75L74 176L72 175ZM52 175V176H51ZM66 175V176H65ZM72 175V176H71ZM113 175H116V178H118V176H121V182L120 183H118L119 181V178L117 179V181H116V178H115V176L113 177ZM118 175V176H117ZM156 175H158V176H156ZM1 176H2V178H1ZM33 176V177H32ZM40 176V177H39ZM49 176H51L50 177V180H48V178H49ZM57 176V177H56ZM136 176V177H135ZM142 176V177H141ZM15 178V179H13V178ZM32 177V178H31ZM44 179H43V178ZM48 177V178H47ZM55 177V178H54ZM65 177V178H64ZM70 177V178H69ZM82 177V178H81ZM91 177H92V180H91ZM130 177H134L135 178V180H134V182L138 185V186H135L134 187V185L135 184H133L132 185V182H133V180H132V178H131V183H130ZM156 177V178H155ZM28 178H29V180H28ZM38 178H40V179H42L41 181H40V179H38ZM46 178V179H45ZM54 178V179H53ZM69 178V179H68ZM87 178V179H86ZM108 178L111 180V181H113V183L110 181V180H108ZM139 178H141V180H139ZM166 178H168V176L166 177ZM199 178V177H198ZM198 178H197V180L196 181H198ZM11 179H13V180H11ZM24 179H26L25 180V182H23L24 181ZM59 179V180H58ZM86 179V180H85ZM90 179V180H89ZM93 179L95 180V181H93ZM123 179V180H122ZM35 180H37V181H35ZM57 182H55V181ZM63 180V181H62ZM65 180V181H64ZM82 180V181H81ZM160 180V181H159ZM60 181V182H59ZM87 181V182H86ZM115 181H116V183H118L117 185H116V183H115ZM137 181V182H136ZM151 181V182H152ZM156 181V182H157ZM195 181V182H196ZM41 185V186H43V187H41L38 183ZM43 182H45V183H43ZM53 182H54V184H53ZM63 182V183H62ZM81 182V183H80ZM104 182V187L102 186L103 183ZM107 182H110L109 184H107ZM133 182V183H134ZM4 183V182H3ZM20 183H22V185L20 184ZM50 183H51V185H50ZM56 183V184H55ZM33 184H35V186L33 185ZM57 184H58V186H57ZM61 184V185H60ZM105 184H107L106 186H105ZM113 184V185H112ZM124 184H126V185H124ZM127 184H128V186H127ZM139 184H141L140 185V187H139ZM1 185V184H0ZM31 185V186H30ZM45 185H46V189L44 188L45 187ZM54 186V188H53V186ZM102 187H101V186ZM116 185V186H115ZM20 186V187H19ZM37 186V187H36ZM64 186V187H63ZM71 186V187H70ZM84 186H85V188H84ZM94 186L96 187V189L98 188V187H100L101 189H95L94 188ZM18 187V188H17ZM23 187V188H22ZM56 187V188H55ZM58 187L59 188H61V189H58ZM76 187L77 188H83V191L86 193L87 191V193H89V190H90V188H94V190L92 191V192H94V193H91V198L93 199V196H94V201H96L95 203L93 202V203H91L93 200L91 199V198H89V199H87V200H85L84 201V203H82V200L80 201L81 203H82V205H81V203H80V205L78 204L79 202H75L76 200H74L73 202H70L69 203V205L67 204L66 205V203H68L67 201H66V203H65V200H67V198H70V194H71V196L73 197V196H75L74 195V192H73V189H74V191H75V189H76ZM129 187V189H130V192L128 193L126 190H124V189H127ZM51 188H53L52 190H51ZM70 188V189H69ZM81 188V189H82ZM132 188L134 189V188H136L137 189V191L135 192V194L132 192L131 193V190H132ZM37 189V190H36ZM41 189H42V191H41ZM60 190V192H57L58 190ZM88 189V190H87ZM115 189L116 190H120V191H116L117 193H115ZM123 189V190H122ZM129 189H127V190H129ZM17 190H19V191H17ZM30 190V191H29ZM69 190V191H68ZM100 190V191H99ZM121 190H122V192H121ZM159 190H160V192L162 193H160L159 192ZM22 191V192H21ZM47 191H48V193H47ZM53 191V192H52ZM82 191V190H81ZM14 192V193H13ZM17 192V193H16ZM20 192V193H19ZM27 192V193H26ZM33 192H34V194H33ZM46 192V193H45ZM50 192V193H49ZM56 192H57V195H56ZM78 192H79V189H78ZM126 192V193H125ZM22 193H24V194H22ZM45 194V196H41V195H43V194ZM51 193H53V195H51ZM55 193V194H54ZM122 193V194H121ZM128 193V194H127ZM130 193H131V195H130ZM168 193V192H167ZM170 193H172V192H170ZM13 194V195H12ZM17 196H16V195ZM31 194V195H30ZM92 194H94V195H92ZM125 194H127V195H125ZM134 194V195H133ZM166 194V193H165ZM6 195V196H5ZM14 195H15V197H14ZM33 195V196H32ZM51 195V196H50ZM66 195H67V198H66ZM140 195H141V197L143 196L142 195V193H140ZM163 195V196H162ZM2 196V197H1ZM4 196V197H3ZM11 196V197H10ZM25 196L27 197V198H25ZM39 198H38V197ZM46 196H50V197H48V198H46ZM53 196V197H52ZM128 196V197H127ZM165 196H166V198H165ZM8 197H10V198H8ZM29 197V198H28ZM137 197V196H136ZM6 198V199H5ZM15 198H16V200H15ZM35 198V199H34ZM47 199V203H46V200L45 199ZM112 198V199H111ZM130 198V199H129ZM170 198V199H169ZM175 198H176V200H175ZM1 199H2V201H1ZM9 199V200H8ZM13 199V200H12ZM25 199H27V201L25 200ZM42 199H43V201H42ZM15 200V201H14ZM29 200V201H28ZM31 200V201H30ZM35 200V201H34ZM39 200V201H38ZM92 200V201H91ZM110 200V201H109ZM175 200V201H174ZM11 203H10V202ZM26 201V202H25ZM33 201V202H32ZM78 201V200H77ZM91 201V202H90ZM5 202V203H6ZM17 202V203H16ZM19 202H22V203H19ZM28 202H31V203H29L28 204ZM38 202V203H37ZM53 202V203H52ZM54 202H55V204H54ZM64 202V203H63ZM135 202V203H134ZM137 202H139V204L137 203ZM0 203V204H1ZM3 203H4V201H3ZM25 203V204H24ZM76 203L78 204V205H76ZM6 204V205H7ZM27 204V205H26ZM31 204V205H30ZM51 204H53V205H51ZM65 204V205H64ZM94 204V205H93ZM96 204V205H95ZM9 205H7V206H9ZM13 205V206H12ZM38 205V206H37ZM47 205V206H46ZM64 205V206H63ZM141 205H143V202L141 203ZM17 206V207H16ZM18 206H20V207H18ZM36 206V207H35ZM42 206H44V207H42ZM52 206V207H51ZM70 208H69V207ZM78 206H80V207H78ZM1 207V206H0ZM4 207H5V205H4ZM21 207H23V208H21ZM40 207V208H39ZM54 207V208H53ZM67 207V208H66ZM99 207H101V209H99ZM172 207H174V206H172ZM2 209H4L3 207H1ZM11 208H14L13 209V211H12V209ZM26 208H28V209H26ZM43 208V209H42ZM71 209V210H69V209ZM75 208H77V209H75ZM107 208V209H106ZM6 209V210H7ZM15 209H17V210H15ZM24 209V210H23ZM47 211H46V210ZM54 209V210H53ZM69 210V211H66V210ZM85 209V208H84ZM1 210V209H0ZM5 210V209H4ZM73 210H75L76 211V214H72L74 211ZM79 210H81V211H79ZM11 212V214H10V212ZM57 211V212H56ZM121 211V212H120ZM134 211V212H133ZM93 212H94V210H93ZM96 212H94V213H96ZM120 212V213H119ZM19 215H17V214ZM47 213V214H46ZM67 215H66V214ZM93 213V215H95ZM9 216H8V215ZM97 214V213H96ZM163 214V215H162ZM49 215V216H48ZM56 215V216H55ZM62 215V216H61ZM63 215H65V216H63ZM70 215V214H69ZM92 214H91V216H93ZM108 215L107 216H105V218L106 217H108ZM172 215H174V213L172 214ZM2 216V217H1ZM11 216V217H10ZM17 216V217H16ZM45 216V217H44ZM156 216V217H155ZM10 217V218H9ZM44 217V218H43ZM61 217H64V219L62 218V220H61ZM74 217V216H73ZM151 219H150V218ZM5 218V219H4ZM56 220H58V218H59V221H56ZM67 218H70V220L69 219H67ZM75 218V217H74ZM78 218V217H77ZM162 218V219H161ZM49 219H54L56 222H58V224H55V225H57V227H53V225L54 224H51L50 222H46V224H43L42 225V230H43V232H44V234L42 235V237L37 233V231H39L38 230V228H36L37 226H39L40 225V223H39V221H48ZM79 219V218H78ZM5 220V222H3ZM11 222V225H20V226H18V228H16L17 226H11L9 223V221ZM64 220V221H63ZM66 220H69V221H66ZM9 222V223H7V222ZM25 221V222H24ZM55 221H54V223H55ZM83 221V220H82ZM82 221H80V222H82ZM12 222H13V224H12ZM19 222V223H18ZM51 222H53V221H51ZM62 222V223H61ZM154 222V223H153ZM59 223H60V225H59ZM7 224H9L12 228V233H13V235H12V233L11 234H9V236L10 237H8V231H7V228L9 227V230L11 231V229H10V226H7ZM66 224H67V226L69 225V224H71V225H69L68 227L66 226ZM160 224V225H159ZM28 225H30V227H28ZM81 225V224H80ZM23 226V227H22ZM71 226V227H70ZM41 227V226H40ZM65 227H67V229H65ZM6 228V232H5V230H2V229H5ZM20 228H22V229H20ZM32 228H34V231H33V229ZM36 228V229H35ZM48 228V229H47ZM53 230H52V229ZM77 228V227H76ZM30 229H32V230H30ZM64 229H65V231H64ZM153 229H155V230H153ZM70 230H68V231H70ZM152 230H153V232H152ZM35 231H36V233H35ZM67 231V232H68ZM35 234H38V236L37 235H34V233ZM59 232V233H58ZM2 233V234H3ZM10 233V232H9ZM17 233L15 234V237H17L16 235H17ZM20 233H22V235H20ZM31 233V234H30ZM46 233V234H45ZM63 234V236H62V234ZM95 233V234H96ZM25 234H28V236L26 235L25 236ZM57 234V235H56ZM61 236H60V235ZM151 234V235H150ZM1 235V234H0ZM57 237H56V236ZM97 235V234H96ZM258 235V234H257ZM37 236V237H36ZM60 236V237H59ZM1 237V236H0ZM3 237V236H2ZM19 237H17V239H19ZM167 237V236H166ZM165 236L164 237H162L163 239L164 238H166ZM29 238V239H28ZM78 238H79V240H78ZM89 238H91V237H89ZM148 238H146L147 239V245H146V243H145V245L146 246H148V244H149V242H148ZM3 239V238H2ZM11 239H12V237H11ZM10 239V240H11ZM14 239H16V238H14ZM19 239V240H20ZM36 239V240H35ZM77 239V240H76ZM151 239V238H150ZM6 240H2V241H6ZM34 240V241H33ZM59 239H57V242H60L61 243V241H60ZM12 241V240H11ZM14 241V240H13ZM24 241V240H23ZM164 241H166V240H164ZM47 242V243H46ZM8 243H11V242H8ZM25 243V244H26ZM31 243H30V245H31ZM151 243V242H150ZM27 244H26V247H28L27 249L30 251V252H32V251H35L34 249H32L31 247H32V245H31V247H29V246H27ZM35 244H36V242H35ZM10 245H12V243L10 244ZM10 245H8V246H10ZM149 245H151V244H149ZM36 245H33V247H35ZM38 246H40V245H37V248L36 249H38L39 247ZM12 246H10V248H11ZM29 248H31L32 249V251H31V249H29ZM43 248V247H42ZM40 249V248H39ZM27 250V251H28ZM28 251V252H29ZM122 264V263H121ZM123 264H127V262H124ZM129 264V263H128Z\"/></svg>",
	"mask_w": 264,
	"mask_h": 264
}]
</instances>
